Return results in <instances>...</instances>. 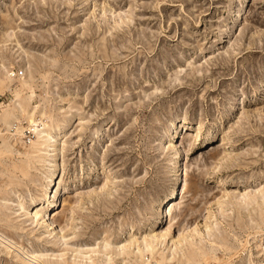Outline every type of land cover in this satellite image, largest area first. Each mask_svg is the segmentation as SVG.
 I'll return each instance as SVG.
<instances>
[{
    "label": "rangeland",
    "instance_id": "1",
    "mask_svg": "<svg viewBox=\"0 0 264 264\" xmlns=\"http://www.w3.org/2000/svg\"><path fill=\"white\" fill-rule=\"evenodd\" d=\"M29 252L264 264V0H0V264Z\"/></svg>",
    "mask_w": 264,
    "mask_h": 264
},
{
    "label": "bare ground",
    "instance_id": "2",
    "mask_svg": "<svg viewBox=\"0 0 264 264\" xmlns=\"http://www.w3.org/2000/svg\"><path fill=\"white\" fill-rule=\"evenodd\" d=\"M31 123H35V122L31 121ZM31 130L33 133H36L38 136V142H35L33 144L34 145V147L32 148L34 150L33 152L39 153L41 151L46 150L47 151L46 152L47 157L54 156V154L57 152V149H58V145H57L58 144V137H57V135L53 134L54 132H53V128L51 127V125L49 123H45L43 130L39 131L35 127L31 128ZM18 136H20V134H18ZM177 170L179 171L178 166H177ZM181 171H184V164L183 163H182ZM59 185H60L59 183H56L54 185V188L56 189L54 191V194L58 193ZM19 206H21V205H19ZM53 206L55 208L52 211H47V210H45L44 202L37 203V204H34L32 209H30L26 212V215L28 216L30 221H33V222L38 221V218L40 216H42L43 220L47 219L46 222H47V225L50 228V230L56 231V228H57L56 222L53 219H51V216H55V215L60 213L59 210L63 206V203L58 204L56 202V204H54ZM174 207H175V203L173 200H170L169 202L164 204V206H162L160 208L159 213L156 217V224L160 225L164 221L165 218L170 217L171 212H172ZM168 233H169V230H162L160 232L154 233L150 237L149 241L145 240L143 242L144 245H143L142 250L144 252L148 251V252L154 254L156 252L157 247H159V246L161 247L165 244ZM1 238L8 241V239L5 237H1ZM175 241L176 240L172 241L171 246H170L171 249L176 246ZM14 246H16V244H14ZM124 248L125 247L118 248L117 254L120 255V253L123 252ZM19 249L21 250L22 248L19 247ZM27 256L31 259L32 263H35V264H67V262L62 261V260H56V261L44 260L43 255H38V254L33 253V252L27 253ZM93 263H94V260L92 259L91 256L86 257L84 255H78V256H74V259L72 260V264H93Z\"/></svg>",
    "mask_w": 264,
    "mask_h": 264
}]
</instances>
